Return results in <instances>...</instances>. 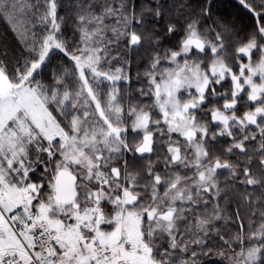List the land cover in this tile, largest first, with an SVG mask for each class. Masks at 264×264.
Instances as JSON below:
<instances>
[{
  "label": "snow or ice",
  "instance_id": "1",
  "mask_svg": "<svg viewBox=\"0 0 264 264\" xmlns=\"http://www.w3.org/2000/svg\"><path fill=\"white\" fill-rule=\"evenodd\" d=\"M239 2L257 20L255 33L235 49L239 71L234 72L225 62L220 33H216V43L212 44L201 38L195 21L189 23L179 50L169 49L163 56L157 54L151 65L153 71L147 74L149 92L141 90V95L154 97L152 107L158 109L160 118L153 119L146 107L133 106L125 114L117 99L115 81L128 77L120 68L113 74L102 71L100 49L85 47L77 50L79 54H69L66 45L57 40V0H43L42 4L37 0L35 5L27 0H0V11L10 15L43 6L40 21L51 25L49 34L38 41L39 50L29 49V55L35 54V58L18 63L13 72L0 61V264H174L172 250L187 249L186 244L181 246L177 241V221L183 209L176 207V201L196 203L201 192L217 189V169H229L234 177L237 174L238 166L222 163L219 158L212 160L205 147L209 137L213 141L217 136L233 137L234 143L226 152L233 149L245 152V141L256 139L255 133L247 131L255 125L261 136L260 150L264 152V3L256 11L246 0ZM118 13L123 30L112 31L123 36L129 48L140 46L142 36L130 26L133 21L142 24L143 14L138 17L123 4L119 9L104 10V15ZM160 15L157 9L155 16ZM79 21L82 40L87 43L95 33L83 26L92 21L102 24L103 15L92 16L91 21L80 15ZM175 31V25L170 24L168 33ZM208 48L213 59L207 70L202 61L178 62V58L205 53ZM52 49L60 50L74 63L71 73L67 69L62 76L53 73L52 84L46 86L36 76ZM257 51L260 58L254 62L252 56ZM242 58H247V63ZM161 59H167L175 67L158 73ZM69 75L76 78L78 88L74 92L65 86ZM101 77L113 82L105 106L92 86L98 85ZM229 77L231 87L218 92L217 86L223 87ZM182 89L188 92L189 99L179 98ZM244 95L246 103L256 106L237 116V106L244 101ZM217 99L224 101L220 107L215 106ZM210 101L213 106L205 114L211 120L201 124L196 113L203 111ZM54 112L67 120V125ZM126 115L134 117L131 125H126ZM161 123L166 129L160 127ZM210 123L220 127V131L210 135ZM129 128L138 135L143 133L138 143L128 142ZM154 130L169 135L166 163L196 169L195 196L192 186L183 183L184 177L178 174L162 177L149 166L151 196L147 204L141 203L143 197L137 191L139 173L128 172L126 159L121 167L113 166L125 153L141 156L153 153ZM234 130L242 134L238 142ZM173 132L184 138L187 150L193 153L191 159L187 150L182 152L181 146L171 139ZM261 166L264 167V158ZM39 169L43 171L33 180ZM242 174L247 185L261 183L247 167ZM161 186L165 188L163 195L158 192ZM147 190L146 185L144 191ZM105 203L112 206L110 215L103 207ZM213 218L219 219V212ZM210 222L197 219L196 224L204 229ZM165 235L169 245L161 251L157 240ZM234 239L243 244L245 237L238 235ZM247 239L254 243L235 254L236 264H264V224ZM192 242L203 244L202 240ZM210 253V249L201 252L205 256Z\"/></svg>",
  "mask_w": 264,
  "mask_h": 264
},
{
  "label": "trees",
  "instance_id": "2",
  "mask_svg": "<svg viewBox=\"0 0 264 264\" xmlns=\"http://www.w3.org/2000/svg\"><path fill=\"white\" fill-rule=\"evenodd\" d=\"M41 4L43 0H40ZM256 8L264 0H246ZM27 3L35 5L37 0H27ZM124 5L129 10H134L138 17L141 13L143 23L137 24L133 21L130 26L131 30H135L142 36V44L137 47L129 48L127 40L123 36H118L113 32V28L121 29L118 23L119 13L117 15H104L106 7L119 9ZM159 9L161 15L159 18L155 16V11ZM204 9H208L207 12ZM151 10V11H148ZM44 12L43 6L37 9H26L25 19L22 23V31L16 34L22 39L18 42H12L7 38L6 47L8 52H12L13 60L8 64L7 69L13 72L19 64L25 59L35 58V54L29 55V49L36 47L39 50L38 41L43 39L51 31V25L40 21V14ZM35 13V14H34ZM84 15L87 20L91 21L92 16L103 15V23L98 25L94 21L86 23L83 27L89 32L95 33L92 38L85 43L82 40V26L79 16ZM196 22V28L202 39L212 44L216 43V33H220L224 40L226 58L225 62L232 67L234 72H238L237 61L235 58V49L255 33L257 28V20L252 12H250L239 0H57V23L59 24V32L56 34L57 40L64 43L69 54H79L78 49L92 48L100 49L102 57L100 69L102 71L113 74L116 69L123 70V75L128 77L127 80L120 79L115 81L117 89V99L124 108L125 114L130 107H146L151 110L153 119H159L158 109L153 108L154 97L149 94L141 95V90L145 93L149 92L148 73L153 70L151 65L157 54L163 56L167 50H179L180 41L186 35V28L189 23ZM264 22V21H262ZM175 25L176 31L168 33V26ZM99 29V31H97ZM20 35V36H19ZM34 40L37 42L34 44ZM159 40V43L156 41ZM260 53L254 52L252 60L258 61ZM183 59L190 62L202 61L204 70L211 63L213 56L211 49L208 48L205 53H190L187 57L178 58L179 63H183ZM242 62L247 63V58H242ZM73 63L68 56L58 49H52L46 64L42 71L36 76V80L46 86L52 84L53 73L62 76L65 69L71 73ZM175 67L167 59H161L157 72H163L164 69ZM259 83V78H254ZM65 86L71 91H76L78 85L76 78L69 75L65 78ZM231 87L230 77L223 82V87L217 86L218 92H224ZM94 90L100 94L102 106L106 105L108 94L113 91V82L99 78V83L93 84ZM195 95L194 89L189 90ZM179 98L184 101L189 99L188 92L182 90ZM246 95L244 101L238 104L236 115L242 116L245 111L252 110L256 104H248ZM223 99H217L215 106L220 107ZM213 106L210 101L204 105L203 111L196 113L201 124L211 120L210 115H206L207 110ZM59 119L67 124V120L54 112ZM230 114V113H229ZM134 117L125 116L126 125H131ZM162 129H166V125L161 123ZM220 131V127L215 124H209V134ZM249 133H255V140L245 141V152L239 149H233L231 153H227L226 149L234 143L233 137L217 136L213 141L209 137L205 147L209 151V155L213 161L219 158L223 163L229 162L233 166H238L237 174L234 177L229 169H217L215 180L217 189L204 193L201 192L196 203L191 201H176V207L182 208L181 219L177 221V241L183 246L187 245L185 251L179 249L172 250L174 264L180 261L185 264H236L233 257L241 251L242 247L251 246L254 241H249L247 236L252 232L259 230L264 224V167L261 166V159L264 158V152L260 150L261 136L255 125L249 126ZM143 133L139 135L132 132L129 128L127 135L130 144L138 143L142 139ZM171 139L177 142L182 152L187 150V144L179 133H171ZM233 136L235 141H239L242 134L238 130H234ZM169 135H160L154 130V151L153 153H145L143 156L133 153H125L119 161H114L113 166L121 167L123 161L127 160L128 172L139 173L138 188L143 199L141 203L147 204L151 196V181L147 174V169L151 166L156 173L162 177L180 175L184 177L183 183L192 186L195 196V187L193 181L196 180V169L189 166L177 164L172 165L166 163L168 157L167 141ZM189 159L193 153L187 150ZM207 163V161H204ZM249 168L252 175L261 180L258 185H247L243 183L245 177L242 174L243 168ZM32 176L33 180H37L40 172ZM123 172V169H122ZM79 181V178H78ZM148 186L147 192L144 187ZM164 186L159 187L160 195L164 193ZM218 192V194H217ZM48 193V187L45 185L44 195ZM219 212V219L213 216ZM197 219H207L211 222L204 229L197 227ZM245 237L244 243H238L234 237ZM202 240L203 244H196L192 241ZM157 245L163 251L168 248L169 241L167 236L157 240ZM209 249L211 253L208 256L201 254ZM197 253L193 256L192 253ZM223 253V255H219Z\"/></svg>",
  "mask_w": 264,
  "mask_h": 264
},
{
  "label": "rangeland",
  "instance_id": "3",
  "mask_svg": "<svg viewBox=\"0 0 264 264\" xmlns=\"http://www.w3.org/2000/svg\"><path fill=\"white\" fill-rule=\"evenodd\" d=\"M25 10L23 12H19L14 15L5 14L2 11H0V61H3L7 66L13 60V56H12V52H8V48L6 47V43L8 42L6 40L8 36L12 40V42H18L17 39L19 38L23 40L22 37L18 38V35L16 33L18 31H22V23L24 22V19H25ZM53 114L56 115L55 113ZM57 119L60 120L59 117H57ZM62 124L67 125L64 122H62ZM103 207L106 213H108L109 215L112 213V206L110 204L105 203Z\"/></svg>",
  "mask_w": 264,
  "mask_h": 264
}]
</instances>
